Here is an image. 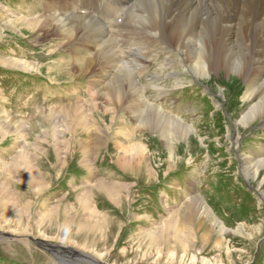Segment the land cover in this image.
I'll return each mask as SVG.
<instances>
[{"label":"rangeland","instance_id":"374dc122","mask_svg":"<svg viewBox=\"0 0 264 264\" xmlns=\"http://www.w3.org/2000/svg\"><path fill=\"white\" fill-rule=\"evenodd\" d=\"M42 12L37 0H0V264H61L72 255L103 264H264L259 181L241 173L238 156L252 164L263 153L264 119L236 125L244 101H252L244 99L246 79L224 71L196 79L183 62L162 69L168 53H145V72L127 66L109 78L122 102L94 100L89 90L98 66L70 69L76 44L54 35V26L35 25ZM159 34L171 43L165 30ZM134 76L144 96L135 115L123 106L133 102ZM63 107L85 110L94 132L63 117ZM150 107L193 125V139L177 146L178 135L168 144L159 130L137 127ZM51 112L60 115L45 118ZM135 145L143 148L141 160L123 151ZM34 170L38 178L31 181ZM192 199L205 201L210 216H191ZM96 219L101 225L93 228ZM171 219L174 230L165 233ZM215 221L225 234L207 229Z\"/></svg>","mask_w":264,"mask_h":264},{"label":"bare ground","instance_id":"6f19581e","mask_svg":"<svg viewBox=\"0 0 264 264\" xmlns=\"http://www.w3.org/2000/svg\"><path fill=\"white\" fill-rule=\"evenodd\" d=\"M37 4L39 10L43 12L41 18H35L32 22L35 25L39 23L42 28L51 29L54 26L52 31L54 35H60L64 40L76 44L75 54L71 56L74 62L70 63V69L75 67L82 73H88L90 69L98 66L100 73L99 75L95 73L90 86L98 82L89 90V94L91 92L96 94L94 100L100 98L107 100L109 96H113L111 100L114 103L122 102L120 89L109 86V78L116 68L129 67L142 74L146 71L148 59L146 57L141 59L140 56L145 53L164 52L169 55L163 58L160 64L162 69L167 66L175 67L177 63L183 62L196 79L212 77L218 71L236 74L238 77L242 75L248 86L244 99L252 101H249V104L248 101H244L243 107L246 108L236 119L237 128L240 130L264 119V0H37ZM163 30L169 35L170 44L161 38L159 33ZM217 36L223 42L211 39ZM244 50L251 55L252 63L246 64L242 54ZM94 53L96 57L89 59ZM116 56L120 58L116 59ZM160 75V72H157L156 77ZM137 77L129 80L134 87L133 102L123 104L126 110L134 115L140 110L136 104L144 101V96L139 95L136 88L140 84ZM60 112L63 117L80 123V129L88 128L90 134L94 132L85 116V110H82L84 115L69 107H63ZM53 115L58 117L60 114L51 112L46 114L45 118L52 119ZM136 121L139 128L159 130L168 144H172L178 135L177 146L183 139H193L191 134L196 133L193 125H186L181 118L165 114L161 107L148 108L146 118H136ZM236 141H239V136L236 137ZM136 146L138 145L123 150L127 152L125 154L127 159L133 160L137 157L141 160L144 157L143 148ZM169 154L173 157L176 155L174 152ZM238 156L242 165L241 173L247 179L259 181L260 198L264 203V143L261 158L254 160L252 164H248L245 155ZM20 160L28 169L33 170L30 156L22 152ZM29 177L31 181H36L38 178L36 171L34 170ZM99 186L111 196L115 193L112 187L103 182ZM82 198L84 202H89L86 196ZM189 202L191 216L196 214L202 216L203 213L205 218L210 216L211 210L207 208L205 201L200 203L199 200L192 199ZM200 220L198 225L203 226L205 220ZM100 222L101 219L94 220L95 224L92 227H99ZM175 223L173 219L167 222L165 233L170 229L174 230ZM214 225L215 228H207L211 233L218 235L226 233L217 221ZM252 229L258 232L262 230V226L254 225ZM253 233L252 231L251 237ZM177 242L185 244L182 235H178ZM87 257L90 260L72 255L65 259L61 258L64 263L62 260L60 263L75 264L72 261L75 260L78 264H83V261L87 264H103Z\"/></svg>","mask_w":264,"mask_h":264}]
</instances>
